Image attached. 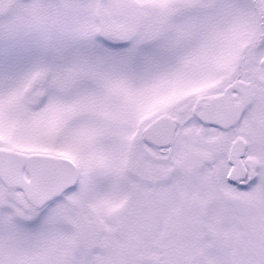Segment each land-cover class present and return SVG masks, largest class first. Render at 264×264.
<instances>
[{
	"label": "snow or ice",
	"instance_id": "6c2138e0",
	"mask_svg": "<svg viewBox=\"0 0 264 264\" xmlns=\"http://www.w3.org/2000/svg\"><path fill=\"white\" fill-rule=\"evenodd\" d=\"M0 264H264V0H0Z\"/></svg>",
	"mask_w": 264,
	"mask_h": 264
}]
</instances>
